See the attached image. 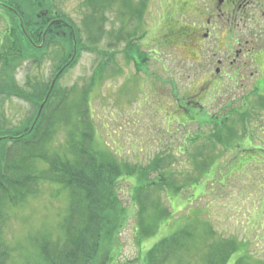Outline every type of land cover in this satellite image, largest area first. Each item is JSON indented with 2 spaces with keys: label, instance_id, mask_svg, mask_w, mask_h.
<instances>
[{
  "label": "rangeland",
  "instance_id": "obj_1",
  "mask_svg": "<svg viewBox=\"0 0 264 264\" xmlns=\"http://www.w3.org/2000/svg\"><path fill=\"white\" fill-rule=\"evenodd\" d=\"M37 1L39 5L36 7ZM140 1L131 0L129 3L134 9ZM183 1L147 0L144 16L129 18L130 24L127 26L125 21L131 16V9L123 7L118 0L103 12L105 35L98 41L96 48L83 49L74 64L71 63L73 58H68V62L59 71L57 67L63 55L67 53L63 49L64 40L51 42L46 52L44 45L38 44L35 50L44 48V51H40L44 54L39 64L35 60L37 56H34L39 51L35 50L29 56L10 62L6 67L5 61L0 63V67H4L8 73L12 72L10 76H14L13 82L6 79V86L15 89L19 86L21 89L24 88V93L32 95L36 92L32 86L27 85L28 77H32L34 83L36 81L41 83L52 75L62 72L59 82L69 88L75 87L72 93L75 96L90 83L92 76L96 74V69L105 68L102 77L95 80L89 96L99 143L116 151L121 165L124 162L132 165H148L155 156H164L165 161L174 163L164 170L139 171L136 175L125 171L112 183L114 192L118 195V206L122 210L121 220H118V225L116 217L114 226L109 225L106 236L100 237L91 264H117L121 261L125 264L133 262L144 264L143 259H138L141 256L144 258L150 246L191 220L195 211L212 220L201 224L212 225L215 231L226 236L243 237L249 241L253 255L263 259L259 264L264 263V210L256 208L263 200L260 192L264 190L261 186L262 180L264 182V152L261 150L264 149V97L245 96V85L250 82L239 77V82L235 84V81L226 75L221 79L225 86L220 92L211 88L207 96L200 93L198 99L201 102L197 103L196 108L190 112L194 118L190 114L184 117H182L183 113L179 115L177 110L180 108L176 110L178 98L183 94V90L188 96L196 91L188 89L202 73L199 64L194 61L191 63L189 60L190 54L184 49L182 41L172 44L162 43L165 31L181 20V12L184 10ZM23 4L28 10L34 9L44 13L50 10L53 19L61 18L65 14L64 18L69 17L79 25L86 37L82 23L88 12L85 0H23ZM10 22V15L0 7V42L1 38L2 42H6L5 31ZM137 26H139L138 34H135ZM127 30L130 31L128 37L132 38L131 42L139 41L144 52L142 56L136 53L133 43L130 50L136 54L128 59L123 50L126 45L125 40L116 41V33L121 31L122 34H126ZM223 40L222 38L221 41ZM225 53L222 49L219 55L224 56ZM144 57L149 60L146 64H141ZM103 58L107 59L108 64L104 63L105 66H100ZM192 58L196 59L198 56ZM68 64L71 66L68 67ZM226 71L228 72V69ZM4 75L5 72L0 70V81L3 80ZM198 82L199 80L196 82V87ZM248 98L251 103L241 109V105ZM259 104L262 106L254 108L261 113L260 117H252L251 121L244 123L237 115L235 121H231L235 124L238 136L246 135L245 132L248 134L242 142L241 139L236 138L230 144L235 145L233 151L221 142L215 145L206 144L210 125L205 120L209 118V114L215 112L222 114L233 106H239L240 111L246 109L252 112V107ZM34 107L21 96L0 94V108L4 109L2 117L7 119L8 125L29 118L35 110ZM250 137L253 139V145L251 150H247L246 146L251 143ZM58 139L63 141L64 135L59 134ZM186 147L190 152L186 151ZM198 147L202 153L198 155L199 160L196 161L198 164L192 166L188 161L193 158L188 153H195ZM212 154L220 163L218 168L211 171H217V175L219 174L221 184L216 183L215 186L208 181L210 177L203 178L200 170L201 165L213 158ZM244 162L247 163L246 166L238 169ZM255 163L259 166H255ZM162 175L174 180L180 186L179 189L168 186V182H159ZM198 175H202V179L194 189L185 186L193 180L192 177ZM227 179L229 180L226 182ZM142 182L151 186L145 197L147 201L165 203L173 212L166 218L165 216L156 218L159 227L149 237L140 235L139 223L142 217L139 209L142 206L135 195L136 190L134 192ZM56 188L54 184L45 182L40 185L37 194L29 196L22 204L9 209L4 235L13 248V257L8 264H22L25 258H30V249L36 248L31 240L42 230L49 229L48 234L54 237L59 234L61 228L58 224L64 214L66 198L64 193L59 198H54ZM198 193L201 197L194 199L192 203L194 206L189 205L191 199ZM149 205L146 215L150 217L147 222L154 224L155 214L150 215L152 204ZM257 210L263 215L261 219L256 214ZM257 220H261L259 224L262 226H259V229L262 232L255 230L257 239H252L254 231L251 228L252 226L256 228ZM245 226L249 229H244ZM236 256V254L232 256L229 264L234 262Z\"/></svg>",
  "mask_w": 264,
  "mask_h": 264
},
{
  "label": "trees",
  "instance_id": "obj_2",
  "mask_svg": "<svg viewBox=\"0 0 264 264\" xmlns=\"http://www.w3.org/2000/svg\"><path fill=\"white\" fill-rule=\"evenodd\" d=\"M117 1L85 0L88 12L82 21L83 30L86 32V37H84L81 32L82 28L69 17L64 18L65 14L61 18L53 19L50 10L46 13L37 12L34 9L30 11L23 4V0H0V7L6 10L11 18V26L9 25L5 31L6 42H2V38L0 42V47L4 46L0 49V63L5 61L6 67L16 59L29 56L38 44H43L46 52L51 42L64 40L63 49L67 53L63 55L57 71L68 62L70 57L73 58L71 63L74 64L78 61L83 49H95L98 41L104 37L105 16L103 12ZM130 1L119 0L123 7L131 9L132 12L125 21L127 26L130 24L129 18L144 16V10L147 7V0H141L134 9ZM38 2H35L36 7L39 5ZM138 28L139 26L136 27L135 34H138ZM129 32L127 30L126 34H122L121 31L116 33V41L125 40L126 45L123 50L128 59L135 53L130 50L133 43L136 53L142 56L144 52L139 41L131 42L132 38L128 37ZM181 33L182 31L174 23L165 31L164 39H178L182 37ZM44 48L35 50L39 51L34 55L37 56L35 60L38 64L44 54L40 51H44ZM107 59L111 58L107 57ZM107 59L103 58L100 66H105ZM147 60L149 59L144 57L141 64H146ZM104 69H96V74L92 76L90 83L73 96L75 87L69 88L59 82L62 72L52 75L51 78L41 83L37 81L34 83L32 77H28L27 85L32 86L36 92L32 95L24 93V88L21 89L16 85V89L7 87L6 81L13 82L14 76H10L12 72L8 73L4 67H0L1 72H5L3 80L0 81V85H3L0 86V94L21 96L35 106L29 118L9 125L7 119L2 117L4 109L0 108V264H8L13 257V248L4 235L9 209L22 204L29 196L37 194L41 184L49 182L57 187L54 190V198H59L64 193L66 204L61 222L58 224L61 229L55 237L48 234L49 229L42 230L35 235L31 241L36 248L30 249V258H25L22 264H91L93 256L96 255L100 237L106 236L109 225L114 226L116 221L118 224V220H121L122 210L118 206V195L114 192L115 188L112 187V183L125 171L136 175L139 171L164 170L167 166L174 164L172 161H165L164 156H155L148 165H132L125 162L121 165V161L116 156L117 152L99 143L89 96L91 87L97 78L102 77ZM181 96L178 98L176 110L180 108L177 111L179 115L183 113L182 117H184L196 108L197 103L193 100L192 94L189 96L185 94V90ZM250 103L248 98L241 105V109L249 106ZM261 106L262 104L253 106L252 112L246 109L240 111L239 106H233L222 114L218 112L209 114V118L205 120L210 125V131L206 135V144L215 145L221 142L233 151L235 145L230 144L236 138L241 139L242 142L248 134L245 132L246 135L238 136L235 124L231 121H235L237 115L244 123L251 121L252 117H260L261 113L254 107ZM190 115L194 118L193 114ZM59 134L64 135L63 141L59 140L60 138L57 140ZM250 139L251 143L246 146L247 150L252 149L253 139L252 137ZM192 140L195 141V139ZM261 150L264 152L263 148ZM186 151H188L187 147ZM201 153L199 147L195 153H188L193 158L188 162H191L192 166L197 165L196 161L199 160L198 155ZM212 156L213 158L201 165L200 170L203 178L210 177L208 181L215 186L216 183H220L219 174L217 175V171H211L218 168L220 163L214 154ZM246 164V162L242 163L238 169H243ZM255 166L259 165L255 163ZM192 178L189 185L185 186L194 189L202 179V175ZM254 178H256L255 175ZM162 181L168 182V186L173 189L180 187L167 175L160 176L159 182ZM262 183L263 185H260L264 187L263 180ZM148 185L149 183L142 182L137 189H134L142 206L139 209L142 217L139 229L143 237H149L155 233L159 227L157 217L165 216L166 218L173 214L165 203H150L146 200V194L151 188ZM260 195L263 200L256 208L263 211L264 190L260 192ZM198 197H201L200 193L194 195L189 205L194 206L192 203ZM149 204H152L150 215L155 214L154 224L147 222L150 217L146 215ZM194 214L191 220L179 229L151 245L144 258L141 256L138 260L143 259L144 264H229L235 254L237 256L232 264H259V261L263 260L253 255L249 241L243 237L218 233L212 225L201 224L210 222L211 219L205 218L197 211ZM256 214L260 216V219L263 216L258 210ZM259 221L261 220L256 221V228L253 226L251 228L254 231L251 232L252 239H257L256 231L262 232L259 229V226H262ZM244 229L249 228L245 226ZM117 264H125V262L121 261Z\"/></svg>",
  "mask_w": 264,
  "mask_h": 264
},
{
  "label": "flooded vegetation",
  "instance_id": "obj_3",
  "mask_svg": "<svg viewBox=\"0 0 264 264\" xmlns=\"http://www.w3.org/2000/svg\"><path fill=\"white\" fill-rule=\"evenodd\" d=\"M183 2L182 17L176 23L182 37L164 39L162 43L182 41L191 63L199 64L202 73L198 87L197 80L188 89L196 90L191 93L193 100L200 103V93L207 96L211 88L220 92L225 86L221 79L226 75L235 84L239 77L250 82L245 85V96H264V0ZM222 49L224 56L219 55Z\"/></svg>",
  "mask_w": 264,
  "mask_h": 264
}]
</instances>
